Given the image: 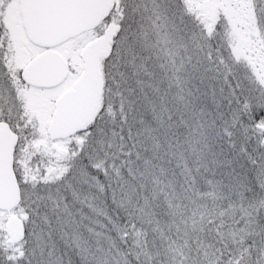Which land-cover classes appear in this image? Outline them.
<instances>
[{
  "label": "snow or ice",
  "instance_id": "snow-or-ice-1",
  "mask_svg": "<svg viewBox=\"0 0 264 264\" xmlns=\"http://www.w3.org/2000/svg\"><path fill=\"white\" fill-rule=\"evenodd\" d=\"M0 264H264V0H0Z\"/></svg>",
  "mask_w": 264,
  "mask_h": 264
}]
</instances>
